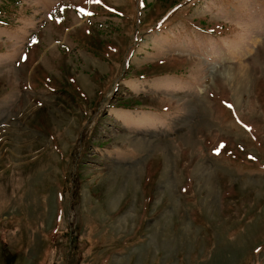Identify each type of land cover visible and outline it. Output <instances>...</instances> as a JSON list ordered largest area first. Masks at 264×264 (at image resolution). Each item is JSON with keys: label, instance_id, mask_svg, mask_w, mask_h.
Returning a JSON list of instances; mask_svg holds the SVG:
<instances>
[{"label": "rangeland", "instance_id": "374dc122", "mask_svg": "<svg viewBox=\"0 0 264 264\" xmlns=\"http://www.w3.org/2000/svg\"><path fill=\"white\" fill-rule=\"evenodd\" d=\"M0 264H264V0H0Z\"/></svg>", "mask_w": 264, "mask_h": 264}, {"label": "snow or ice", "instance_id": "6c2138e0", "mask_svg": "<svg viewBox=\"0 0 264 264\" xmlns=\"http://www.w3.org/2000/svg\"><path fill=\"white\" fill-rule=\"evenodd\" d=\"M89 2H95V3H99L100 2V0H89ZM82 11V10H81ZM88 14H90V13H88ZM229 107H231V105H229Z\"/></svg>", "mask_w": 264, "mask_h": 264}]
</instances>
